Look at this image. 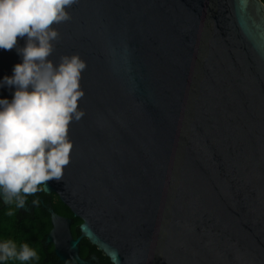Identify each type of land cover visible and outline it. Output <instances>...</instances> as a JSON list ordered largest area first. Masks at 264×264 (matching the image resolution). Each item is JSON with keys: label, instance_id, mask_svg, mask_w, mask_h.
Instances as JSON below:
<instances>
[{"label": "water", "instance_id": "obj_1", "mask_svg": "<svg viewBox=\"0 0 264 264\" xmlns=\"http://www.w3.org/2000/svg\"><path fill=\"white\" fill-rule=\"evenodd\" d=\"M66 11L50 59L86 62L84 116L45 192L83 222L74 238L72 219L48 207L45 243L67 264H91L83 237L113 264H264V1L77 0ZM19 63L0 49V81ZM15 90L0 86V99Z\"/></svg>", "mask_w": 264, "mask_h": 264}, {"label": "clouds", "instance_id": "obj_2", "mask_svg": "<svg viewBox=\"0 0 264 264\" xmlns=\"http://www.w3.org/2000/svg\"><path fill=\"white\" fill-rule=\"evenodd\" d=\"M77 0H0V49L16 48L22 63L0 86L15 87L11 101L0 99V198L21 208L26 197L60 181L73 148L68 126L84 112L78 100L86 62L78 54L50 57L59 33L52 26L71 19L67 8ZM26 38L17 47V38ZM38 201H33V204ZM13 215L11 210L7 213ZM28 243L0 242V264L37 261Z\"/></svg>", "mask_w": 264, "mask_h": 264}, {"label": "flooded vegetation", "instance_id": "obj_3", "mask_svg": "<svg viewBox=\"0 0 264 264\" xmlns=\"http://www.w3.org/2000/svg\"><path fill=\"white\" fill-rule=\"evenodd\" d=\"M38 201V203L33 204V201ZM25 206L28 208V210L22 211L21 208H17L15 206V202L13 204L9 205L3 202V199L0 198V213L7 214L9 210L13 212V215L16 217L17 222L19 225L22 226L23 223L26 221H38L43 214H48L50 216L51 221V229L53 228L52 223V215L48 211V207L52 206L55 210V212L62 217L65 218H71V231L74 238H78L81 235L80 225L83 222V219L81 217H78L74 214V211L60 198V195L57 192H51L46 193L45 191H38L37 193L33 195H29L26 197V203ZM63 206H66V208H63ZM81 219L82 222L77 226V220ZM79 228L80 233L78 236L74 235V230H77ZM49 231V233H50ZM48 233V234H49ZM46 234L44 237L41 238V245L44 247V250H47V248H51L54 250L55 254V244L50 243L46 244L45 240L47 238ZM79 251L80 256L85 260H90L91 264H104V261L106 260V255L98 249V247L94 244H92L88 238L83 237L81 241L79 242ZM96 255L98 257V261L93 259V256ZM46 255L42 257V260H48L49 257H45ZM55 259L52 258V260L57 261V263H62V261L59 260V257L55 254Z\"/></svg>", "mask_w": 264, "mask_h": 264}, {"label": "trees", "instance_id": "obj_4", "mask_svg": "<svg viewBox=\"0 0 264 264\" xmlns=\"http://www.w3.org/2000/svg\"><path fill=\"white\" fill-rule=\"evenodd\" d=\"M264 1V0H263ZM66 208V206H63ZM82 222L81 219L77 220V226ZM50 216L48 214H43L38 221H26L21 225L18 224L17 219L14 215L9 216L8 214L0 213V242L6 240H12L19 247L22 243H28L32 248H34L39 256L37 261H28V262H19V261H9L7 264H67V263H57L55 259L54 250L47 248L44 250V247L41 245V238L49 233L51 229ZM80 233L79 228L74 230V235L78 236ZM49 257L48 260L43 259L42 257ZM104 264H113L109 257H106Z\"/></svg>", "mask_w": 264, "mask_h": 264}]
</instances>
